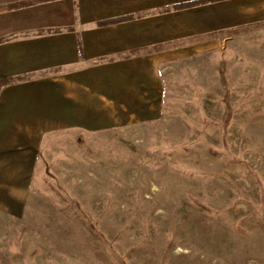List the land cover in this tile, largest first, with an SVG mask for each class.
I'll list each match as a JSON object with an SVG mask.
<instances>
[{"label": "rangeland", "instance_id": "rangeland-1", "mask_svg": "<svg viewBox=\"0 0 264 264\" xmlns=\"http://www.w3.org/2000/svg\"><path fill=\"white\" fill-rule=\"evenodd\" d=\"M165 76L159 121L45 139L0 264H264V30Z\"/></svg>", "mask_w": 264, "mask_h": 264}, {"label": "crops", "instance_id": "crops-1", "mask_svg": "<svg viewBox=\"0 0 264 264\" xmlns=\"http://www.w3.org/2000/svg\"><path fill=\"white\" fill-rule=\"evenodd\" d=\"M195 1L0 0V209L19 214L49 135L157 122L169 66L264 30V0L174 7Z\"/></svg>", "mask_w": 264, "mask_h": 264}, {"label": "trees", "instance_id": "trees-1", "mask_svg": "<svg viewBox=\"0 0 264 264\" xmlns=\"http://www.w3.org/2000/svg\"><path fill=\"white\" fill-rule=\"evenodd\" d=\"M209 1H216V0H202V1H195V2H191V3H184V4H177L175 5L174 7L175 8H186V7H190V6H194V5H198V4H201V3H206V2H209ZM18 6H22V4H17V5H11L5 9H12V8H17ZM2 9H0L1 11ZM4 10V9H3ZM122 19H118L116 21H120ZM80 50L82 51V46H80ZM10 81L8 80H1L0 81V90L2 88V86L6 85L7 83H9Z\"/></svg>", "mask_w": 264, "mask_h": 264}, {"label": "bare ground", "instance_id": "bare-ground-1", "mask_svg": "<svg viewBox=\"0 0 264 264\" xmlns=\"http://www.w3.org/2000/svg\"><path fill=\"white\" fill-rule=\"evenodd\" d=\"M20 169L19 168H17V169H14V168H10L9 170H8V176H10L11 174H13V173H15L16 171H19Z\"/></svg>", "mask_w": 264, "mask_h": 264}]
</instances>
